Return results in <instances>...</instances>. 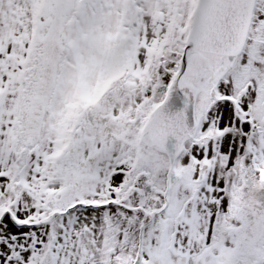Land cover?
<instances>
[{"label": "snow or ice", "instance_id": "obj_1", "mask_svg": "<svg viewBox=\"0 0 264 264\" xmlns=\"http://www.w3.org/2000/svg\"><path fill=\"white\" fill-rule=\"evenodd\" d=\"M0 264H264V0H0Z\"/></svg>", "mask_w": 264, "mask_h": 264}]
</instances>
